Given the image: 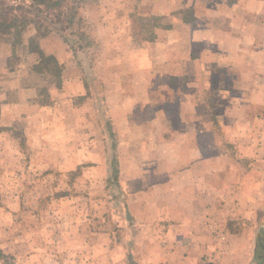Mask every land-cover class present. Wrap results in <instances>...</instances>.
I'll return each mask as SVG.
<instances>
[{"label": "rangeland", "instance_id": "374dc122", "mask_svg": "<svg viewBox=\"0 0 264 264\" xmlns=\"http://www.w3.org/2000/svg\"><path fill=\"white\" fill-rule=\"evenodd\" d=\"M33 1L39 2L36 9L42 12L34 16L35 25L0 34V91L7 79L37 91L30 106L7 108L15 115L10 119L13 127L2 128L0 117V264H139V256L131 254L130 247L137 245L134 238L146 232L126 213L129 194L122 188L131 179L130 169L139 166L131 154H151L152 161L142 167L156 168L163 160L155 161V150L169 153L170 167H179L171 157L181 149H167L168 143L163 149L160 142L184 140L181 135L189 129L178 127L179 122L183 125L193 118L179 111L180 104L188 102L184 95L165 94L177 91L180 81L145 78L147 62L141 52L158 40L169 20L147 15L142 0H60L61 5L50 11L46 4L57 0L13 3L31 5ZM188 4L183 16L190 21L201 17V7L208 4L212 11L234 6L235 24L254 25L247 41L264 42V31L257 26L261 23L264 28V0H188ZM243 7L247 11L241 12ZM47 37L54 44L60 42L59 50L49 49L57 50L56 55L40 50V39ZM137 72L144 76L139 79ZM236 82L237 88L246 86L244 81ZM218 83L228 86L226 81ZM218 83L212 88H218ZM156 84L161 94L154 96L152 89V93L144 89ZM16 89H10V96ZM194 98L203 104L202 116L216 122L207 129L220 133L221 126L229 123L221 107L233 97L189 95V102ZM235 98L239 104L244 101ZM160 99L170 100L171 126L165 134L157 126L139 128V103L152 106V100ZM144 116L154 120L159 115L148 110ZM131 122L138 127L135 131L126 125ZM202 129L199 126V133ZM227 137L220 134L217 151L232 150ZM145 139L150 142H141ZM263 241L257 240L259 257H264ZM153 257L141 258L148 263ZM207 259L203 264L209 263Z\"/></svg>", "mask_w": 264, "mask_h": 264}, {"label": "crops", "instance_id": "0c3cea01", "mask_svg": "<svg viewBox=\"0 0 264 264\" xmlns=\"http://www.w3.org/2000/svg\"><path fill=\"white\" fill-rule=\"evenodd\" d=\"M142 1H146L143 6L148 7L147 15L166 16L169 20L159 31L158 40L141 52V59L147 62L145 78L180 81L177 91L165 94L184 95L188 102L180 104L179 111L193 118L183 121V125L179 122L178 127L189 129L180 134L184 140L160 142L163 149L166 143L167 149L174 146L181 149L174 154L177 156L171 157L178 160L179 167H170L169 153L159 154L155 150V161L163 160L156 168L142 167L150 163L148 160L152 161L151 154L138 151L131 154L139 166H133L130 181L122 183L129 194L125 210L131 222L139 225L146 235L134 238L137 245L130 247V253L139 256V264H203L207 257L210 264H264V257H259L256 251L257 240H264V42L247 41L254 25L244 21L235 24L238 14L233 12L234 6L222 5L212 11L208 4L201 7V17L190 21L183 16L185 2L190 6L188 0ZM241 9V12L247 11L245 7ZM222 11L224 14H216ZM122 12L123 16L125 11ZM132 13L133 16L136 11ZM257 26L264 31L261 23ZM59 45L60 42L54 44L49 37L39 42L40 50L47 55H56ZM51 46L57 50H49ZM25 54L29 58L27 48ZM158 54H162V59L157 60ZM59 61L65 62L60 57ZM137 76L140 79L144 75L137 72ZM218 81H226L228 86ZM236 81H244L246 86L237 88ZM216 82L218 88H212ZM1 85L4 88L0 91L3 112L0 117L4 121L1 127L11 128L10 119L15 115L8 113L7 108L16 104L30 106L37 91L34 86L17 87L13 79ZM156 85L144 89L150 93L153 90L155 96L160 93ZM192 87L194 91L189 90ZM10 89H16L14 97L10 96ZM6 92L8 100L3 97ZM210 93L228 96V100L233 97L221 107L229 123L221 126L220 133L207 129L215 127L216 122L202 116L203 104L196 98L195 103L189 102V95L200 97ZM235 96L243 97V103L239 104ZM169 102L152 100V106L139 103L137 126H157L165 134V128L168 130L171 126ZM148 110L156 112L158 119L145 117ZM204 110L210 112L209 108ZM126 125L134 131L138 128L132 122ZM199 126L204 128L200 133ZM220 134L229 135L226 144L231 145V151H217ZM148 255L154 257L147 263L141 257Z\"/></svg>", "mask_w": 264, "mask_h": 264}, {"label": "trees", "instance_id": "16d2710c", "mask_svg": "<svg viewBox=\"0 0 264 264\" xmlns=\"http://www.w3.org/2000/svg\"><path fill=\"white\" fill-rule=\"evenodd\" d=\"M16 0H0V34L10 32L13 29L25 28L30 25H35L38 21L34 16L42 13L40 9H36V5L39 4L37 1H33L31 5L25 3H13ZM62 1L57 0L52 3L48 2L46 7L50 11L53 7L61 5ZM47 20L52 23L50 19ZM74 17L71 18L70 24L74 23ZM57 29L61 30L60 24L57 23ZM62 37V36H61ZM66 37H64L65 39ZM66 41V39H65Z\"/></svg>", "mask_w": 264, "mask_h": 264}, {"label": "built area", "instance_id": "2783aa9c", "mask_svg": "<svg viewBox=\"0 0 264 264\" xmlns=\"http://www.w3.org/2000/svg\"><path fill=\"white\" fill-rule=\"evenodd\" d=\"M208 264H210V263H208Z\"/></svg>", "mask_w": 264, "mask_h": 264}]
</instances>
